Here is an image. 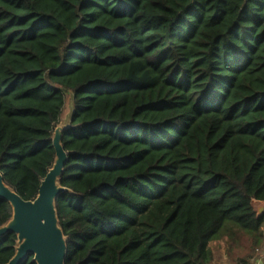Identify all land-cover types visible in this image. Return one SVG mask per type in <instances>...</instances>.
<instances>
[{
  "label": "trees",
  "instance_id": "16d2710c",
  "mask_svg": "<svg viewBox=\"0 0 264 264\" xmlns=\"http://www.w3.org/2000/svg\"><path fill=\"white\" fill-rule=\"evenodd\" d=\"M68 96L64 264H211L221 238L236 264L242 239L264 253V0H0V173L24 201Z\"/></svg>",
  "mask_w": 264,
  "mask_h": 264
},
{
  "label": "water",
  "instance_id": "95a60500",
  "mask_svg": "<svg viewBox=\"0 0 264 264\" xmlns=\"http://www.w3.org/2000/svg\"><path fill=\"white\" fill-rule=\"evenodd\" d=\"M59 124L51 140L55 160L41 181L34 200L21 199L5 184L0 173V200L6 201L12 210L11 219L0 227V238L9 233L17 238L15 254L7 264H22L27 257H32L35 264L65 262L67 244L58 224L55 200L61 193L66 192L60 187L59 179L68 160L62 146V132L69 127L70 119L66 125ZM263 207V203L258 206V215Z\"/></svg>",
  "mask_w": 264,
  "mask_h": 264
},
{
  "label": "rangeland",
  "instance_id": "374dc122",
  "mask_svg": "<svg viewBox=\"0 0 264 264\" xmlns=\"http://www.w3.org/2000/svg\"><path fill=\"white\" fill-rule=\"evenodd\" d=\"M72 108H73V104H72V98L71 96H68L65 100V107H64V110H63V113H62V116H61V120H60V125H66L70 119V114H71V111H72ZM261 203H258V202H253V207H254V210L255 212L258 214V206L260 205ZM264 213V207L262 208L261 210V214ZM262 231L264 232V227L262 229ZM251 243L249 240L247 239H242V242H240V245H239V248H233V254L235 256H239L241 258L245 257L247 258L246 256H251V264H261V260L263 258V255L264 253L261 252L262 251V248L261 249H258L256 253H253L251 252ZM262 255V256H261ZM261 256V257H260ZM260 257V258H259ZM233 264H236V263H233Z\"/></svg>",
  "mask_w": 264,
  "mask_h": 264
},
{
  "label": "crops",
  "instance_id": "0c3cea01",
  "mask_svg": "<svg viewBox=\"0 0 264 264\" xmlns=\"http://www.w3.org/2000/svg\"><path fill=\"white\" fill-rule=\"evenodd\" d=\"M209 249L211 250L213 259L211 264H233V260L227 256L226 250V238H221L215 241H212L208 244Z\"/></svg>",
  "mask_w": 264,
  "mask_h": 264
}]
</instances>
